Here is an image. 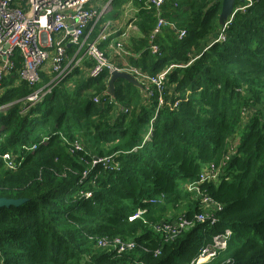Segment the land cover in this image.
Returning <instances> with one entry per match:
<instances>
[{
  "label": "trees",
  "instance_id": "obj_1",
  "mask_svg": "<svg viewBox=\"0 0 264 264\" xmlns=\"http://www.w3.org/2000/svg\"><path fill=\"white\" fill-rule=\"evenodd\" d=\"M111 7L104 19L121 9ZM220 8V0H166L162 15L173 26L154 40V54L155 16L140 9L126 47L139 52L135 64L151 74L178 65L151 94L118 79L111 97L107 72L92 78L76 69L21 114L33 87L16 72L3 79L0 104H10L0 108V154L16 167L0 160V197L26 201L0 208V264H264V0L236 1L226 26ZM206 168L216 177L200 191L221 207L214 220L175 238L155 230L173 220L168 211L193 195L186 185ZM200 210L192 198L182 215ZM226 229L225 246L194 263ZM115 237L134 248L98 244Z\"/></svg>",
  "mask_w": 264,
  "mask_h": 264
},
{
  "label": "built area",
  "instance_id": "obj_2",
  "mask_svg": "<svg viewBox=\"0 0 264 264\" xmlns=\"http://www.w3.org/2000/svg\"><path fill=\"white\" fill-rule=\"evenodd\" d=\"M115 1L120 4L121 12L114 19H104L103 15L111 10ZM165 3L166 0H143L141 5L134 4L133 0H0V87L3 79L13 72L17 73L16 80H24L33 87L22 100L21 114H25L56 86L71 78L78 68L84 75L92 78L103 71L108 75L113 70L126 71L141 83L143 89H150L149 94L152 88L161 90L169 69L178 65L170 64L154 74L143 71L131 63V60L138 58L139 52L127 50L124 43L128 31L136 28L135 22L140 9L151 10L155 16V24L148 36V43L150 52L157 53L154 40L164 26H173L162 15ZM184 35V30L177 33L179 39ZM215 40H224L222 33ZM102 42L105 49H111L110 54L106 55L99 48ZM17 56L21 59L20 67L16 65ZM86 63L89 65L85 66ZM1 93L0 90V96ZM92 100L97 104L99 97L96 95ZM158 101L162 102L160 95ZM9 104H0V108ZM75 147L78 148L79 145L75 143ZM0 160L6 168L15 169L14 157L9 152L1 153ZM97 161L106 164L108 157L94 159V162ZM86 175L85 170L83 176ZM215 177L213 168H206L197 182L202 183ZM195 184H188L187 191L199 197L201 206L210 208V213H205L202 209L191 218L180 217L175 222L155 225V230L165 233L167 238H175L195 223L214 220L212 211L220 209V205L209 195L202 193ZM140 214L138 210L128 216V220H133ZM230 234V230L226 229L215 236L213 243L203 248L194 263L205 261L213 251L224 247ZM98 244L117 252L130 250L135 246L132 240H122L119 237L110 241L100 239Z\"/></svg>",
  "mask_w": 264,
  "mask_h": 264
},
{
  "label": "water",
  "instance_id": "obj_3",
  "mask_svg": "<svg viewBox=\"0 0 264 264\" xmlns=\"http://www.w3.org/2000/svg\"><path fill=\"white\" fill-rule=\"evenodd\" d=\"M243 2L244 0H220L221 2V8L220 13L218 16V22L219 24H223L225 20L230 18L233 13L236 11L235 9V2ZM118 79H123L127 81L128 83L132 84L134 87H137L141 92L143 90V87L140 82L137 81V79L130 73L126 71H120V70H113L109 74V78L107 81V90L106 94L113 97L114 93V86ZM25 198H6V197H0V208L1 207H9V206H17L25 202Z\"/></svg>",
  "mask_w": 264,
  "mask_h": 264
},
{
  "label": "rangeland",
  "instance_id": "obj_4",
  "mask_svg": "<svg viewBox=\"0 0 264 264\" xmlns=\"http://www.w3.org/2000/svg\"><path fill=\"white\" fill-rule=\"evenodd\" d=\"M112 9V8H111ZM122 10V9H121ZM111 12L108 11L107 13ZM119 12H121L119 10ZM119 12L117 13V15L119 14ZM106 13V14H107ZM117 15L112 16V17H106L107 19H114ZM137 35V31L134 29H130L128 31V36L127 38H125V43L124 45L129 48L130 44H133L134 41V37ZM118 35H115V37H117ZM115 44V43H114ZM126 48V49H127ZM135 64V63H134ZM139 64V62L136 63V65ZM107 90V89H106ZM162 99V98H161ZM236 141V137L235 139L232 140L231 144H234ZM192 198L196 199L195 196L191 195L189 198H187L185 201H183L177 208H172L171 210L168 211L167 216H169V218H172V216L175 214V216H173V220H171L172 222H175L182 214H184L183 212L187 209V207L190 205V202L192 200ZM201 210H205V213H210L211 209L210 208H203L200 204ZM200 210V211H201Z\"/></svg>",
  "mask_w": 264,
  "mask_h": 264
},
{
  "label": "bare ground",
  "instance_id": "obj_5",
  "mask_svg": "<svg viewBox=\"0 0 264 264\" xmlns=\"http://www.w3.org/2000/svg\"><path fill=\"white\" fill-rule=\"evenodd\" d=\"M105 71H106V70H105ZM103 72H104V71H103ZM103 72H102V73H103ZM96 77H97V76H96ZM93 78H95V77H93ZM108 160H109V157H108ZM194 183H196V184H195L196 187H198V188L200 189V184H201V183H200V182H194ZM189 184H192V183H189ZM187 185H188V184H187ZM187 185H186V187H187ZM193 195H194V193H193ZM194 196H195V195H194ZM195 197H196L197 199H199V197H197V196H195ZM151 201H152V199H150V202H151ZM140 215H141V214H140ZM180 217H185V216H184V215H181ZM180 217H179V218H180ZM137 218H138V217H137ZM179 218H178V219H179ZM178 219H177V220H178ZM177 220H176V221H177ZM130 221H131V220H130ZM170 222H172V221H170ZM154 229H155V228H154ZM221 248H222V247H221ZM221 248H218V249H221Z\"/></svg>",
  "mask_w": 264,
  "mask_h": 264
},
{
  "label": "crops",
  "instance_id": "obj_6",
  "mask_svg": "<svg viewBox=\"0 0 264 264\" xmlns=\"http://www.w3.org/2000/svg\"><path fill=\"white\" fill-rule=\"evenodd\" d=\"M69 48H72V47L70 46ZM69 48H68V49H69ZM99 48L102 49V50L105 52L106 55H108V54L111 53V49H105L104 46L102 47V46L99 45ZM104 49H105V50H104ZM131 61L135 63V60H131ZM134 63H133V65H136V64H134ZM78 69H79V68H78ZM71 76H73V74H72ZM137 89H138V88H137ZM138 90H139V89H138ZM139 91H140V90H139ZM140 92H141V91H140Z\"/></svg>",
  "mask_w": 264,
  "mask_h": 264
}]
</instances>
